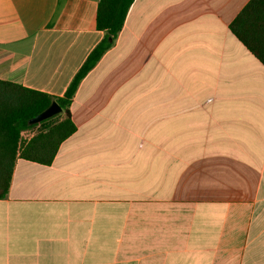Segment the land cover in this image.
<instances>
[{"label":"crops","instance_id":"1","mask_svg":"<svg viewBox=\"0 0 264 264\" xmlns=\"http://www.w3.org/2000/svg\"><path fill=\"white\" fill-rule=\"evenodd\" d=\"M249 2L134 1L76 132L50 165L17 159L0 264H264V65L230 30ZM98 3L0 0V81L63 97Z\"/></svg>","mask_w":264,"mask_h":264},{"label":"trees","instance_id":"2","mask_svg":"<svg viewBox=\"0 0 264 264\" xmlns=\"http://www.w3.org/2000/svg\"><path fill=\"white\" fill-rule=\"evenodd\" d=\"M134 1L99 0L97 29L104 32L105 37L90 53L63 97H53L19 84L0 81V200L8 195L18 158L50 165L62 142L76 132L70 108L78 88L114 46ZM230 30L264 65V0H250L231 23ZM53 102L62 108L64 120L59 121V114L31 124V120ZM37 127H40L39 132L29 141L24 140L23 133Z\"/></svg>","mask_w":264,"mask_h":264},{"label":"water","instance_id":"3","mask_svg":"<svg viewBox=\"0 0 264 264\" xmlns=\"http://www.w3.org/2000/svg\"><path fill=\"white\" fill-rule=\"evenodd\" d=\"M62 108L57 102H53L52 105L45 110L43 113L35 117L33 120H31V124L40 123L42 121H45L47 119H50L56 115H59L62 113Z\"/></svg>","mask_w":264,"mask_h":264},{"label":"rangeland","instance_id":"4","mask_svg":"<svg viewBox=\"0 0 264 264\" xmlns=\"http://www.w3.org/2000/svg\"><path fill=\"white\" fill-rule=\"evenodd\" d=\"M29 135V133H25L24 134V139Z\"/></svg>","mask_w":264,"mask_h":264}]
</instances>
